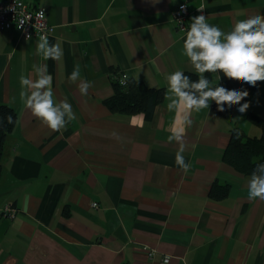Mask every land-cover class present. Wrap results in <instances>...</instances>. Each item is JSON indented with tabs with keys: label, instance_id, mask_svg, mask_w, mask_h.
<instances>
[{
	"label": "crops",
	"instance_id": "obj_1",
	"mask_svg": "<svg viewBox=\"0 0 264 264\" xmlns=\"http://www.w3.org/2000/svg\"><path fill=\"white\" fill-rule=\"evenodd\" d=\"M22 1L45 9L49 42L63 55L44 60L36 39L16 27L0 33V105L16 114L1 159L0 264H264V201L249 200L251 176L222 160L232 128L261 134L246 115L264 118V82L243 114L236 106L224 117L211 106L193 113L187 173L175 164L178 145L167 142L173 114L164 98L168 73H193L172 19L178 5L190 16L203 6L208 23L228 31L235 20L264 15V0ZM38 64H47L54 98L76 117L58 132L20 99V76L34 79ZM77 65L92 85L85 96L81 81L68 80ZM113 69L163 90L149 119L106 107ZM213 183L229 186L223 200L209 198Z\"/></svg>",
	"mask_w": 264,
	"mask_h": 264
},
{
	"label": "clouds",
	"instance_id": "obj_2",
	"mask_svg": "<svg viewBox=\"0 0 264 264\" xmlns=\"http://www.w3.org/2000/svg\"><path fill=\"white\" fill-rule=\"evenodd\" d=\"M197 10L203 13V6ZM40 15L43 16V13ZM178 23L183 24V21ZM181 29L184 32L182 55L191 65L197 80L190 83L189 77L181 69L168 73L165 77L164 98L167 101V111L173 114L167 142L178 145L175 164L187 173L191 164L184 157L185 135L193 124V113L208 110L210 102H215L218 112L225 111L224 106L231 108L233 105H240L237 111L243 114L250 106L247 102L241 104L249 95L247 90L228 91L216 86L221 79L220 74L250 87H256L257 82H264V15L256 14L235 20L230 30L224 31L208 23L207 17L201 14L190 18L189 26ZM25 39L31 40V35H27ZM35 51L44 60H60L63 55L61 45L50 43L46 31L39 35ZM33 67L34 79L23 75L19 78L23 89L20 99L33 117L51 131L58 132L76 118L72 106L66 100L57 102L54 98L52 76L48 73L47 64ZM206 73L216 74L217 82L213 84L206 78ZM128 79V75L124 74L120 84L126 86ZM68 80L81 81L77 87L82 96L87 95L92 86L90 82L81 80L79 65L71 72ZM6 119L7 123H13L11 115ZM115 135L114 133L113 136ZM246 191L249 200L264 201V164L256 165L247 181Z\"/></svg>",
	"mask_w": 264,
	"mask_h": 264
},
{
	"label": "trees",
	"instance_id": "obj_3",
	"mask_svg": "<svg viewBox=\"0 0 264 264\" xmlns=\"http://www.w3.org/2000/svg\"><path fill=\"white\" fill-rule=\"evenodd\" d=\"M189 77V81L195 82L197 76L194 73L184 72ZM208 78L213 84L216 74L206 73ZM221 78L224 81V88L228 91L232 90H247L249 95L256 92L260 86L257 82L256 87H250L248 84H241L234 80L224 78L221 73ZM122 73L113 69L110 74L112 82L113 95L105 100L106 107L112 113H123L128 115L141 114L145 119H149L157 104L163 98V90L148 87L143 81L138 79L129 78L127 85H121L120 79ZM216 86H220L216 83ZM248 95V96H249ZM248 98V97H247ZM247 98L241 101V104L247 102ZM212 110L219 116L224 117L229 109L225 107V111L218 112L216 110L215 102H210ZM239 107L240 105H233ZM13 117V123H7V117ZM247 119L255 126L261 129L259 136H251L246 134L242 129L234 127L230 130V139L223 152L222 160L231 166L237 172L243 175L251 176L257 164H264V118L252 113H247ZM16 123V114L14 110L8 105H0V176L2 172L1 159L4 150V144L8 134L13 130ZM259 174V173H257ZM229 192L227 184L213 183L209 190V198L214 201L223 200Z\"/></svg>",
	"mask_w": 264,
	"mask_h": 264
},
{
	"label": "built area",
	"instance_id": "obj_4",
	"mask_svg": "<svg viewBox=\"0 0 264 264\" xmlns=\"http://www.w3.org/2000/svg\"><path fill=\"white\" fill-rule=\"evenodd\" d=\"M41 13H43V16L40 15ZM201 14L198 11L195 15L190 16L187 5L182 3L172 12V19L177 28L182 31L181 28L184 27L186 29L188 27L186 24L188 18ZM178 21H183V24L178 23ZM10 27L19 29L21 38L23 39L27 35H31V39L37 40L42 31H46L47 36L53 31V27L48 23L45 9L40 6L31 8L22 0H6L0 3V33L2 30ZM92 205L96 206L97 204L93 203ZM4 211L11 217L16 215V209L12 208L9 204L4 207Z\"/></svg>",
	"mask_w": 264,
	"mask_h": 264
}]
</instances>
